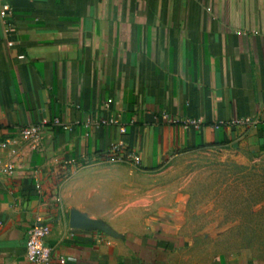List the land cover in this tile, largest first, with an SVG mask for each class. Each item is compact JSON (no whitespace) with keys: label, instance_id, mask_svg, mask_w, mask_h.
<instances>
[{"label":"crops","instance_id":"0c3cea01","mask_svg":"<svg viewBox=\"0 0 264 264\" xmlns=\"http://www.w3.org/2000/svg\"><path fill=\"white\" fill-rule=\"evenodd\" d=\"M4 3L0 264H33V223L49 227L47 264H264L245 249L199 255L180 205L135 199L150 190L135 179L169 159L264 153V0ZM72 209L120 237L72 228Z\"/></svg>","mask_w":264,"mask_h":264},{"label":"rangeland","instance_id":"374dc122","mask_svg":"<svg viewBox=\"0 0 264 264\" xmlns=\"http://www.w3.org/2000/svg\"><path fill=\"white\" fill-rule=\"evenodd\" d=\"M101 160L120 164L117 157ZM135 182L150 189L136 201L164 198L166 205L185 210L188 239L199 255L245 249L264 261V153L206 149L169 159L149 179ZM114 224L127 231L141 223Z\"/></svg>","mask_w":264,"mask_h":264},{"label":"built area","instance_id":"2783aa9c","mask_svg":"<svg viewBox=\"0 0 264 264\" xmlns=\"http://www.w3.org/2000/svg\"><path fill=\"white\" fill-rule=\"evenodd\" d=\"M10 13V7L4 3L0 10L1 17H6ZM41 127H26L21 130V134L28 139L36 137L41 132ZM124 131V130H123ZM6 142L2 146H6ZM49 233V227L40 223H33L26 231V257L33 264H47L52 255V249L45 243V238Z\"/></svg>","mask_w":264,"mask_h":264},{"label":"water","instance_id":"95a60500","mask_svg":"<svg viewBox=\"0 0 264 264\" xmlns=\"http://www.w3.org/2000/svg\"><path fill=\"white\" fill-rule=\"evenodd\" d=\"M70 226L76 229L98 230L113 237H120L109 225L100 220L89 218L86 214L72 209L69 216Z\"/></svg>","mask_w":264,"mask_h":264},{"label":"trees","instance_id":"16d2710c","mask_svg":"<svg viewBox=\"0 0 264 264\" xmlns=\"http://www.w3.org/2000/svg\"><path fill=\"white\" fill-rule=\"evenodd\" d=\"M122 159V158H121ZM122 160H125V159H122Z\"/></svg>","mask_w":264,"mask_h":264}]
</instances>
